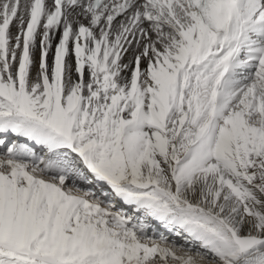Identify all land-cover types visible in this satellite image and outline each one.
Returning a JSON list of instances; mask_svg holds the SVG:
<instances>
[{"label":"snow or ice","instance_id":"obj_1","mask_svg":"<svg viewBox=\"0 0 264 264\" xmlns=\"http://www.w3.org/2000/svg\"><path fill=\"white\" fill-rule=\"evenodd\" d=\"M0 148V264H264V0H0Z\"/></svg>","mask_w":264,"mask_h":264},{"label":"bare ground","instance_id":"obj_2","mask_svg":"<svg viewBox=\"0 0 264 264\" xmlns=\"http://www.w3.org/2000/svg\"><path fill=\"white\" fill-rule=\"evenodd\" d=\"M37 56H38V54H37ZM162 230V229H161ZM165 235H169V238L170 239H174V237H172L169 233H165ZM179 243H182L183 241H178Z\"/></svg>","mask_w":264,"mask_h":264}]
</instances>
